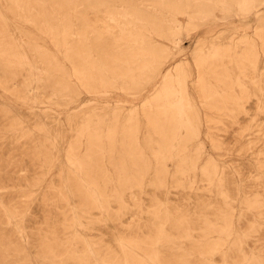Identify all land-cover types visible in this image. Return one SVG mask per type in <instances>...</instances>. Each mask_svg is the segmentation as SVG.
Masks as SVG:
<instances>
[{"label": "rangeland", "instance_id": "obj_1", "mask_svg": "<svg viewBox=\"0 0 264 264\" xmlns=\"http://www.w3.org/2000/svg\"><path fill=\"white\" fill-rule=\"evenodd\" d=\"M164 1L0 0V264H264V0Z\"/></svg>", "mask_w": 264, "mask_h": 264}, {"label": "bare ground", "instance_id": "obj_2", "mask_svg": "<svg viewBox=\"0 0 264 264\" xmlns=\"http://www.w3.org/2000/svg\"><path fill=\"white\" fill-rule=\"evenodd\" d=\"M201 1V0H200ZM204 1V0H203ZM250 0H237V7H238V11L240 13H246L248 11V3ZM262 1V0H261ZM162 3V2H161ZM164 5H165V9L167 12L169 11H173V13L177 12L178 7H180L182 5V1L180 0H165L164 1ZM165 12V11H164ZM174 15V14H173ZM207 14L203 13L201 16H199V19L202 18H206ZM145 37L143 36L140 40L139 43L142 45L144 44L147 40L144 39ZM146 49L142 48V52H145ZM64 56V55H63ZM66 57H68V55H65ZM131 56V55H130ZM134 56V55H133ZM132 56V57H133ZM129 63L131 64H135L137 62V59L134 58H128L127 59ZM33 84H35L33 82ZM40 84V83H39ZM32 85V84H31ZM37 86V85H36ZM43 89V88H42ZM34 91V90H33ZM53 92V91H52ZM61 92V91H60Z\"/></svg>", "mask_w": 264, "mask_h": 264}]
</instances>
